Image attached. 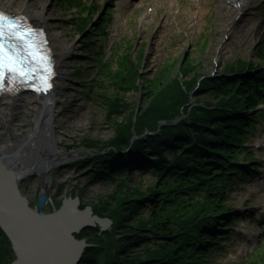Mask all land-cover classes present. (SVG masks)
<instances>
[{
  "label": "rangeland",
  "instance_id": "rangeland-1",
  "mask_svg": "<svg viewBox=\"0 0 264 264\" xmlns=\"http://www.w3.org/2000/svg\"><path fill=\"white\" fill-rule=\"evenodd\" d=\"M22 1L39 9L46 7L54 29L68 42L77 44V52L69 63V97L62 108L65 120L73 119L64 131H59L62 135L55 136L61 144L58 151L77 157L38 172V167L51 166L58 158L51 156L53 162H50V156L39 149L33 153L36 162L26 160L35 163L36 168L23 180L22 193L36 207L39 197L47 189L45 182L49 180L51 200L47 212L61 208L67 199L79 198L80 209L92 207L94 214L113 220L108 231L96 227L93 232L92 228H87L83 231L88 235L83 238L76 235L79 240L85 239L91 247L110 246L122 240L126 231L130 241L138 245L137 235L150 236L152 225L148 223V205L142 203L139 209L134 207L139 195L132 190L138 188L143 196H148L156 189L155 185L159 186V180L151 172V163L137 169L127 167L126 163L136 153L141 144L139 140L147 142L151 136L161 133L163 124L178 125L188 117L174 118L172 123L162 121L156 132L146 129L140 135L134 134L130 146L123 150L109 144L118 135L134 129L143 113L151 117L159 111L173 109L178 87L188 95L185 106L191 112L203 100L213 101L205 97V92L198 91L206 78L220 80L230 66L236 68L239 60L245 61L246 66H254V70L247 67L240 74L264 70V2L233 18L223 16L220 0H129L130 4L125 5L121 0ZM170 2L175 3L172 8H169ZM151 7H154L153 14L146 17L145 13ZM132 72L136 73L134 82L131 79L121 84L115 81L121 74L130 78ZM160 89L165 91L154 93ZM116 101L123 105L120 107ZM151 105L163 108L151 109ZM261 108L260 114L264 115V106ZM116 110L120 111L113 113ZM3 134L1 121L0 137ZM22 136H31L29 126ZM240 144L255 156L256 163L252 165H258V169L246 182L232 186L224 199L225 204L248 215L232 222L233 231L225 237L224 249L216 262L264 264V116L257 120ZM30 152L27 150L25 156ZM235 155L239 159L244 156ZM148 159L152 162L155 157L148 156ZM241 164L248 165L247 162ZM127 169L128 176L124 177L122 172ZM201 197L204 194L194 199L185 196L177 205L199 201L197 199ZM188 208L176 207L168 213L177 216ZM95 210L101 213L97 214ZM137 254L144 258L140 256L144 252L137 251ZM208 258L204 259V264H215L210 262V256Z\"/></svg>",
  "mask_w": 264,
  "mask_h": 264
},
{
  "label": "trees",
  "instance_id": "trees-1",
  "mask_svg": "<svg viewBox=\"0 0 264 264\" xmlns=\"http://www.w3.org/2000/svg\"><path fill=\"white\" fill-rule=\"evenodd\" d=\"M247 67L254 70L252 64L246 66L245 61L239 60L236 68L230 66L226 76L220 80L206 78L201 82L198 91L205 92V97L213 101L204 97L205 100L191 112L185 106L188 95L183 88L180 90L178 87L173 109L159 111L151 117L143 113L134 124V129L130 128L128 133L118 135L109 144L123 150L130 146L134 134L140 135L146 129L156 132L162 121L172 123L174 118L182 115L188 117L178 125L163 124L160 134L151 136L147 142L139 140L141 146H138L136 153L129 155L131 158L128 162L135 161L139 166L151 163V172L159 180V186L155 185L156 189L148 196H143L138 188L133 187L132 190V193L139 195L134 207L139 209L146 204L150 209V236L137 235L136 245L130 241V235L126 236L129 232L125 231L124 238L110 246L107 244L85 249L79 264H204V259L209 260V256L210 262L218 264L216 261L224 249L223 241L233 231L232 222L243 217L232 205L225 204L224 199L232 186L247 181L248 176L254 175L257 169L256 165L239 164L256 162L255 156L240 142L257 120L263 117L260 114L262 110L257 106L259 102L264 103V70L240 74ZM132 74L130 78L121 74L118 77L120 80L115 81L121 84L131 79L134 82L136 73ZM230 74L237 75L229 78ZM163 91L160 89L154 93L161 94ZM116 104L121 107L123 102L116 101ZM156 107L163 108L150 106L151 109ZM235 154L244 156L239 159ZM148 156H154V161L149 162ZM201 194L204 197L197 199L199 201L177 205L185 196L194 199ZM178 206L183 207V210L189 207V210L177 216H173V212L168 213L176 207L179 209ZM95 212L98 214L100 211ZM164 212L168 215L162 217ZM117 228L121 229L122 226L117 225ZM92 230L96 232V228ZM85 235L88 234L83 231L79 237ZM112 250L113 254L109 253ZM137 251L140 254L144 252V255H140L144 256L143 259L137 256ZM199 256L201 258L197 259ZM15 259L12 242L0 227V264H11Z\"/></svg>",
  "mask_w": 264,
  "mask_h": 264
},
{
  "label": "bare ground",
  "instance_id": "bare-ground-1",
  "mask_svg": "<svg viewBox=\"0 0 264 264\" xmlns=\"http://www.w3.org/2000/svg\"><path fill=\"white\" fill-rule=\"evenodd\" d=\"M220 2L223 16L234 18L251 11L264 0H220ZM121 4H130V2L121 0ZM174 4V2H170L169 8H172ZM0 5L10 12L26 15L34 25L46 31L56 62L55 87L47 95L39 97L34 93L26 92L17 97L3 96L0 98V122L2 121L4 125V134L0 137V150L4 154H15L12 169L21 178L22 184L25 177L36 168L35 163H31V161L27 163L26 160L36 162L37 157L33 153L38 152L39 149L50 156V162H53L51 156L58 158L55 159V163H51V166H44V164L41 168L38 167V172H41L43 168L44 170L52 168L56 164L77 157V155L66 156L58 151V145L61 144L55 137L62 135L59 131H64L73 119L70 117L65 120L66 116L63 115L62 108L69 97L68 84L71 80L69 63L77 52V44L68 42L63 34L54 29L46 7L45 10L44 8L39 9L34 4L22 0H0ZM145 14L147 17L153 13L149 14V10H147ZM26 125L31 131L29 138L22 136L28 127ZM27 150H31V152L25 156ZM23 159L25 162H21ZM126 166H130L132 169L141 167L135 161L127 162ZM127 171L128 169L122 172L124 177L128 176ZM44 186L50 189L51 182L46 180Z\"/></svg>",
  "mask_w": 264,
  "mask_h": 264
},
{
  "label": "water",
  "instance_id": "water-1",
  "mask_svg": "<svg viewBox=\"0 0 264 264\" xmlns=\"http://www.w3.org/2000/svg\"><path fill=\"white\" fill-rule=\"evenodd\" d=\"M14 156L0 150V226L13 245L16 259L11 264H79L91 246L76 235L87 228L108 231L113 220L94 214L92 207L80 209L79 198L67 199L49 213L48 188L33 207L12 169Z\"/></svg>",
  "mask_w": 264,
  "mask_h": 264
},
{
  "label": "snow or ice",
  "instance_id": "snow-or-ice-1",
  "mask_svg": "<svg viewBox=\"0 0 264 264\" xmlns=\"http://www.w3.org/2000/svg\"><path fill=\"white\" fill-rule=\"evenodd\" d=\"M5 22V16L0 14V39L4 38L3 26ZM29 35H32V33L30 32ZM25 67L26 66L19 58L13 60V58L8 55L6 46L0 44V80L5 79L7 73H12L14 75L19 74L21 76L33 75L31 71L26 72Z\"/></svg>",
  "mask_w": 264,
  "mask_h": 264
}]
</instances>
